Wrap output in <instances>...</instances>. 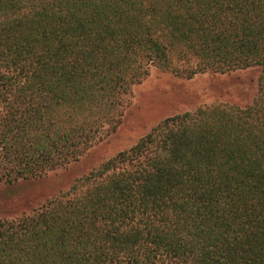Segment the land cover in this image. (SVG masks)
Here are the masks:
<instances>
[{"label": "trees", "instance_id": "obj_1", "mask_svg": "<svg viewBox=\"0 0 264 264\" xmlns=\"http://www.w3.org/2000/svg\"><path fill=\"white\" fill-rule=\"evenodd\" d=\"M153 68L260 74L0 219V264H264V0H0V185L105 140Z\"/></svg>", "mask_w": 264, "mask_h": 264}, {"label": "rangeland", "instance_id": "obj_2", "mask_svg": "<svg viewBox=\"0 0 264 264\" xmlns=\"http://www.w3.org/2000/svg\"><path fill=\"white\" fill-rule=\"evenodd\" d=\"M257 68L226 75L203 74L190 80L152 69L132 89V97L121 124L105 140L85 152L76 162L48 173L35 182L0 185V219H14L29 213L47 199L69 189L118 152L133 146L165 118L195 110L202 105L247 106L257 93Z\"/></svg>", "mask_w": 264, "mask_h": 264}]
</instances>
